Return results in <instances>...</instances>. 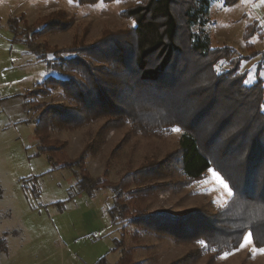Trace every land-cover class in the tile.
Returning a JSON list of instances; mask_svg holds the SVG:
<instances>
[{"label": "trees", "instance_id": "trees-1", "mask_svg": "<svg viewBox=\"0 0 264 264\" xmlns=\"http://www.w3.org/2000/svg\"><path fill=\"white\" fill-rule=\"evenodd\" d=\"M75 1L85 5L114 0ZM209 4L210 0H135L121 11L133 21L129 28L107 31L86 45L53 50L36 40L68 28L69 23L59 19L61 11L33 25L22 17H11L8 25L13 40L22 42L55 72L24 94V107L35 112L32 121L38 153L56 167L55 155H60L62 144L49 141L50 132L72 130L98 118H104L100 130L126 122L147 131L179 127L178 149L169 154L171 164L190 180L217 167L233 192L222 218L211 221L215 230H222L220 236L205 233L198 237L205 238L215 255L233 248L237 235L245 231H250L257 245L264 244V86L261 79L245 84V73L239 69L244 58L233 47L213 45L206 29L211 23ZM20 21L24 22L22 30ZM251 31L247 30V37ZM250 51L255 52L251 47ZM52 90L61 91L69 102L38 100ZM90 149L87 146L68 165L80 190L91 195L101 188L111 190L106 211L113 226L120 222L131 226L135 237L145 229L174 239L197 229H212L210 221L198 213L174 217L167 212H147L135 204L152 188L140 185L143 180L162 177L161 167L170 171L165 161L129 170L119 182L108 185L105 177L88 173L84 162ZM225 233L229 239L220 241ZM113 241L112 249L120 252L116 264H141L133 258L132 247L125 245L124 232ZM6 249L5 234L0 233V255Z\"/></svg>", "mask_w": 264, "mask_h": 264}, {"label": "rangeland", "instance_id": "rangeland-1", "mask_svg": "<svg viewBox=\"0 0 264 264\" xmlns=\"http://www.w3.org/2000/svg\"><path fill=\"white\" fill-rule=\"evenodd\" d=\"M134 2L79 5L75 0H0V233L5 234L7 246L0 264H116L120 252L112 249L113 238L123 232L125 245L132 247L133 258L141 264H264V244L257 245L250 231L237 235L233 248L215 255L205 238L198 239L205 233L220 236L222 230H215L211 221L222 218L233 192L230 188L229 195V189L208 169L201 178L190 180L171 164L169 154L178 149L181 134V130L172 131L177 126L147 131L126 122L100 130L104 118H98L72 130L50 132L49 141L62 144L60 155H55L56 167L37 151L35 112L24 107V94L55 72L22 42L13 40L8 20L22 17L33 25L61 11L59 19L68 22V28L48 32L36 42L50 50L72 48L92 43L107 31L129 28L133 21L121 11ZM208 16L211 23L206 29L213 45L233 47L244 58L239 69L245 73V84L261 79L264 86V0H237L230 5L210 0ZM24 22H18L19 30ZM249 27L252 31L247 37ZM64 97L61 91L52 90L38 100L67 104ZM87 146L91 148L84 162L88 173L105 177L108 185L119 182L129 170L165 161L170 171L161 167L162 177L143 180L140 185L152 188L135 204L147 212H167L174 217L198 213L210 221L212 229H197L174 239L145 229L135 237L133 227L121 222L113 226L106 211L111 190L101 188L92 195L80 190L68 165ZM240 206L234 207V214ZM223 236L220 241L229 239L226 233Z\"/></svg>", "mask_w": 264, "mask_h": 264}, {"label": "snow or ice", "instance_id": "snow-or-ice-1", "mask_svg": "<svg viewBox=\"0 0 264 264\" xmlns=\"http://www.w3.org/2000/svg\"><path fill=\"white\" fill-rule=\"evenodd\" d=\"M180 129L179 128H173L172 131H179ZM208 171L212 174V176L217 180L219 181L221 184H223V186L226 188V189H229V195H231V190H230V186L228 183H225V177L222 178L221 174H219L221 171L216 167L215 169L213 168H209ZM251 235V234H249ZM249 235H245L244 236V240H248L249 239Z\"/></svg>", "mask_w": 264, "mask_h": 264}]
</instances>
